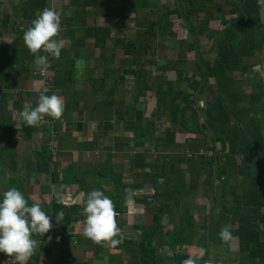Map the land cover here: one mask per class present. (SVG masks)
Here are the masks:
<instances>
[{
	"label": "crops",
	"instance_id": "0c3cea01",
	"mask_svg": "<svg viewBox=\"0 0 264 264\" xmlns=\"http://www.w3.org/2000/svg\"><path fill=\"white\" fill-rule=\"evenodd\" d=\"M24 1L0 0V192L17 187L29 204L39 203L48 214L51 201L57 200L56 193L62 197L63 206H79L74 214L77 219L66 230L52 228L42 237L33 235L39 243L51 245V254L42 253L37 261L30 258L27 264H106L111 260L109 251L119 247L102 246L84 236L86 214L82 209L87 194L99 189L113 200L121 237L129 238L125 228L130 217H151L143 211L153 202L154 174L167 167L176 169L173 159L179 154L185 152L187 157L201 162L205 154H211V149L201 153L205 148L196 147L190 152L184 150V146L176 147L175 144L183 143L187 136L182 123L177 122L176 111L165 110L166 107L159 111L154 86L148 84V91L144 92L138 74L130 72L146 70L151 78L154 71L141 63V66L131 63V56L120 47L121 41L134 40L137 34V30H133L127 35V25L122 20L132 12V6L125 15L113 14L112 18L99 19L102 16H95L94 12L105 14L101 7L85 8L67 0H57L58 3L54 0L52 4L61 5L62 11L58 38L64 39L66 44L59 59L43 51L39 53L47 56L50 64L45 71L48 82L45 86L38 74L37 56L29 51L23 39L24 32L31 27L24 15ZM134 2L137 4L134 0L132 5ZM68 5L71 13L67 15ZM123 5L128 8L127 0ZM138 7L140 4L136 9ZM132 13H135L137 28L138 13ZM84 26L109 29L102 47L95 44L89 33L84 34ZM20 29L23 36L19 35ZM139 56L141 60L145 57ZM155 70L159 74V70ZM176 70L162 73L175 75ZM175 79L169 78V81ZM45 89L46 94L55 93L64 100L62 117L57 120L45 115L43 122L35 127L23 124L19 120L20 111L25 106L35 107L39 93ZM171 97L169 93L168 108L178 104V101H170ZM186 103L182 101L179 108L183 109ZM187 117L188 114L185 121H189ZM149 120L153 122L146 127L144 121ZM135 123L142 127V135L140 130L133 133ZM183 164L179 167L184 169V175H189L188 166ZM212 168L203 164L196 168V173L202 174L199 185L203 178L212 176L207 175ZM129 187L135 191L131 208L125 203V190ZM48 235L53 237L51 241ZM0 255V264H19L14 257L2 252Z\"/></svg>",
	"mask_w": 264,
	"mask_h": 264
},
{
	"label": "trees",
	"instance_id": "16d2710c",
	"mask_svg": "<svg viewBox=\"0 0 264 264\" xmlns=\"http://www.w3.org/2000/svg\"><path fill=\"white\" fill-rule=\"evenodd\" d=\"M50 1L51 4L48 0H25L23 9L26 19L30 20L32 24L33 19L45 7L53 5L54 0ZM124 1L82 0L79 2V0H67L70 4H78L85 8L89 6L101 7L109 16L113 14L125 15L127 9L123 5ZM224 2L230 7L229 12L233 17L230 20L222 17L219 19V23L223 26L220 29L213 28L211 30L217 36L215 55L208 65H205L198 50V30L209 27L213 11H215L213 8L218 7L214 0H174L172 9L159 13L158 23H155L156 21L146 25L140 23L138 14L136 24L139 30H137L134 40L129 39L120 43L123 51L131 56V63L137 65L141 63L144 66L139 55L152 46L154 49L157 48L156 45H150L148 42L151 44L160 43L159 38L166 39L165 33L171 22L169 15L173 12L177 18L185 22L184 27L192 40L181 41L182 49H184V55L187 51L193 53L194 70L198 72V81L193 88L196 90L200 84L201 94L202 92L207 93L211 101L205 98V110L202 112L199 107H196V101H194L200 97L198 98L190 88L176 87L174 89L173 81H169L167 86L160 80L152 81L151 84L154 86L156 108L159 111L164 109L167 101L166 95L169 93L172 96L170 101H173L176 96L179 97L178 101H187L183 109L179 108V103L168 108L178 113L177 122L182 123L181 126L187 134L183 141V149L191 152L196 147L209 146L211 154L209 156L205 154V158L201 162L187 157L186 154V156L175 155L173 162L175 166L177 165L176 169L167 167L164 171L154 174L152 181L153 202L148 203L146 209L151 214V224L133 226L137 232L133 231L132 237L129 238L121 237L122 243L117 245L121 250L118 248V250L111 251L116 258L114 262L106 264H182L184 259L191 256V249H195L194 243L200 234L201 225L206 228L207 240H205L204 247L201 248L203 254L194 258L198 264H207L209 248L212 245L218 249L213 264H226L227 259L221 255L231 253L232 245L229 246V241L235 238L238 252L236 260L239 264H264V91L261 81L264 27L258 19V0H224ZM136 8L137 4L134 2L130 10L139 13ZM197 12L203 13L202 19L197 20ZM151 13L152 11L145 12L143 16L152 15ZM75 14L77 16L78 11ZM83 30L85 35L89 33L93 36L95 44L100 47L109 36L107 27L84 26ZM19 35L23 36V30ZM143 43L144 46H142ZM256 55L258 63L244 60L245 57ZM145 61L149 64H156L154 58H148ZM156 69L163 71L165 65H157ZM130 72L138 74L140 78L138 82L143 83V91L148 90L149 85L144 82L143 77L147 73L146 70L139 73ZM176 72H179L178 68ZM234 74L238 75L237 80L240 76H249L254 90L248 93L242 92L234 85L237 82ZM178 82L176 83L178 84ZM244 100H248L246 101L247 105L240 104ZM104 101L110 102L106 99ZM184 113L188 114L187 118L190 121L204 117L203 120L201 119L202 122L196 121L193 123L195 124L193 128H189L190 125L187 123L189 121H185L183 118ZM151 122L153 121H144V125L148 127L152 124ZM198 123L200 124L198 125ZM208 124L216 125L217 131H209ZM141 128L138 123H135L133 133L136 134V131L140 130L139 134L142 135ZM29 129L33 131L31 128ZM216 144H219V147ZM181 163L188 166L189 175L183 174L184 169L179 167ZM202 164L214 167V175L203 178L201 184L205 190V196L212 197L215 201L214 206L206 215L204 224H200L195 214L190 212L187 207H182L181 221L178 223L179 230L172 232L171 229H165L166 226L161 223V217L166 216V219L171 217L174 220L176 211L184 204V202H180L181 199L194 197L197 192L196 184L198 186V180L202 174L196 173L195 170ZM226 178L232 180L228 186L226 188L218 187L219 182H223ZM173 206L176 209L173 210ZM78 207L76 204L63 206L53 199L49 213L53 216V228L60 231L66 230L71 222L77 219L74 214ZM121 210L119 208V211ZM61 211L63 220L57 223L55 215ZM225 226H228L232 233L233 239L231 238L229 241H223L219 236L221 229ZM116 251L117 253H114ZM42 253L51 254V245L39 243L31 259L37 261Z\"/></svg>",
	"mask_w": 264,
	"mask_h": 264
},
{
	"label": "clouds",
	"instance_id": "9594fccd",
	"mask_svg": "<svg viewBox=\"0 0 264 264\" xmlns=\"http://www.w3.org/2000/svg\"><path fill=\"white\" fill-rule=\"evenodd\" d=\"M61 31V15L56 10L45 7L33 19L31 27L24 32V43L31 53L37 56L36 64L41 73L50 67L48 57L40 55L41 50L59 59L66 41L59 39ZM47 89L39 93L35 107L25 106L19 113V120L27 126H38L44 116L60 119L64 112V100L53 93L46 94ZM125 203L131 208L135 201V191L126 189ZM57 202H62L59 193L55 194ZM85 215L84 236L96 244L115 247L122 243L121 229L117 223L118 213L113 200L102 190L93 189L87 194L82 209ZM52 215L46 213L39 203L29 204L24 193L17 187H8L0 192V252L14 257L19 264H27L38 247L34 234L40 237L48 234L54 227ZM57 223L63 220V212L55 215ZM219 236L223 241L232 238L228 226L221 229ZM48 241L53 237L48 235ZM59 240V237L56 238ZM182 264H198L188 257Z\"/></svg>",
	"mask_w": 264,
	"mask_h": 264
},
{
	"label": "rangeland",
	"instance_id": "374dc122",
	"mask_svg": "<svg viewBox=\"0 0 264 264\" xmlns=\"http://www.w3.org/2000/svg\"><path fill=\"white\" fill-rule=\"evenodd\" d=\"M49 1L50 0H48V2ZM55 1H57V0H55ZM132 1H134V0H132ZM132 1L127 0V6H128L127 10H129V8L132 6ZM214 1L217 3L218 7L215 6V8H213L215 11H213L212 19L209 22V27L202 28V29L198 30V50L201 54V57L203 58V60L205 62V65H208L210 63L209 61H211L215 55V44H216L217 34H214L213 32H211V30L213 28L214 29H220L223 26L221 23H219V19H221L222 17L228 18L229 20L231 19V17H233L232 14L229 12L230 7L227 4H225L224 0H214ZM55 3H58V1ZM137 4H140V8L138 7V10H139L138 14L140 15L138 19L140 20V23H143L146 25V24L152 23V21H156L155 23H158L159 19H157V18H159L158 17L159 13L163 12L164 10L172 9L174 7V0H138ZM49 7H53V9L56 10L61 15V13H62L61 5L60 6H59V4H58V6L50 5ZM57 7L60 10H57L58 9ZM68 7H69V9H68ZM67 9H68L67 10L68 11L67 15H68L71 13L69 5L67 6ZM63 10H64V8H63ZM150 11H152V13H151L152 15L143 16L145 12H150ZM94 14H95V16H98V15L102 16V17H98L99 19H102L104 16L105 17H111V16L107 15L106 12H105V14H106L105 15L102 11L101 12H99V11L94 12ZM138 14H136V17ZM92 17H93V15H92ZM134 17H135V13L128 12L127 17L122 18L123 24L126 23V25H127V35H130L133 30H139V28H136V25L134 24V19H135ZM169 17L171 19V22H170V26H168V30L165 33L166 39L164 40L162 38H159V42L162 44H160V43H152L151 44L150 42H148V44H150V45H156L157 48L154 49V48H152L153 47L152 46L151 48L146 50V52L143 53V55H145V57H143V59H142V61L144 62V67H149V68L151 67V69H154V71L152 73L153 76L151 78H149L150 76L147 73L143 75V77L145 79L144 82H146L147 84H151L152 81H156V80L159 81L160 80V81H163V83H165V86H167V83L169 82V78L172 79L173 77H175L176 81L172 82L173 88L174 89H176V87H182L185 89L190 88L191 91H194V94L197 95L198 98L200 97V99L194 100V101H196L195 105L197 108L199 107L203 112L205 110V105H204L205 98L209 99L210 101H211V98H210V96H208L207 93L202 92V94H201V92L199 90V88L201 86L200 84L196 88V90L193 88V86L196 84V81H198V76H197L198 72L194 70V63H193L194 59L192 57L193 53L187 51V53H185L186 55H184V49H182L183 46L181 45V41H186V42L191 41L192 37L189 35L187 30L185 29V27H184L185 22H183L182 19L177 18L173 12L169 15ZM202 17H203L202 12L196 13L197 20L202 19ZM90 20H91V18L88 19V22ZM160 40H162V41H160ZM146 41H147V39H146ZM142 46H144V43L142 44ZM158 55H160V56L158 57ZM148 58H150V59L154 58V61L156 64L151 65V64L147 63L145 61V59H148ZM244 60L245 61H252L255 63L259 62L257 55L254 57L253 56L252 57H245ZM157 64L165 65V70H164L165 72L168 70H175V68H178L179 72L178 73L176 72L175 75H173V73H172L170 76L167 75L166 73H162L161 70L159 71V74L155 73L156 72L155 67H157ZM237 77H238V75L234 74V78L236 80H237ZM152 78H153V80H152ZM177 81H179L178 84L176 83ZM209 81L212 82V80H209ZM234 85L236 87L240 88L241 91L244 93H248V92L254 90V88L252 86L253 85L252 80L249 76L248 77L240 76V78L237 80L236 83H234ZM146 91H148V90H146ZM146 91H144V92H146ZM201 95H202V98H201ZM166 97H167V95H166ZM168 97H169V94H168ZM174 100L178 101L179 97L176 96L174 98ZM246 101H248V100H244L240 104L241 105H247ZM178 103L180 104V103H182V101H178ZM165 107H166L165 110H167L168 109L167 103L165 104ZM177 115H178V113H177ZM177 115H176V117H178ZM186 115H187V113H184V117ZM203 117L199 118V119L195 118L194 120L202 122ZM196 121H193V120L190 121L189 120V122H187L190 125L189 128H193V126L195 125L193 123H195ZM199 124L200 123H198V125ZM208 125H209L208 126L209 131H211V132L217 131L216 125H214V124H208ZM181 128L183 130V126ZM181 139H183V138L181 137ZM175 146L182 148L184 146V144L181 142H177L175 144ZM216 146L219 147V144H216ZM206 147H207V149H206ZM206 147H205V150L204 149H203V151L201 150V153L210 152L209 146H206ZM231 152H233V149H231ZM182 156H186L185 152L182 153ZM208 171H211V172H208L207 175H214V167ZM112 178L114 180H117V177H115V176H113ZM231 181H232L231 178H226L225 180H223V182H221V181L219 182L218 187L226 188L228 186L229 182H231ZM201 184H202V182H201ZM201 184L199 185V182H198V186L196 184V188H197L196 191L197 192L194 194V197L191 196V197H186V198L181 199L180 202H184V204H183V206L179 207V210L176 211V217L174 220L171 217L167 218V219L165 218L166 216H164L163 218L161 217V221H162L161 223L164 224V226H166L165 229H171L172 232H177L179 230L180 226L178 225V223L181 221L180 212H181L182 207L183 208L187 207L190 212L195 214V216H196L197 220H199L200 224H204V220L206 218V215L209 213L211 208L214 206L215 201H214V198H212V197L207 198L205 196L204 188L202 187ZM187 204H188V206H187ZM174 209H176L175 206H173V210ZM167 212L169 213V211H167ZM143 213H148V212L146 210H144ZM128 220H129V223H128V226L125 228L127 230L125 234L129 237H132L133 231H136V229L133 227L134 224H139L138 226H142L143 224L149 225L152 222L151 217H147L146 219L144 217H141V218L136 217L135 218V215H133V217H130ZM235 239L229 241V246L232 245L230 247L231 253H229V254L223 253L221 255L223 258L227 259L226 264H239L238 261L236 260V257L238 256V252H237V243H236ZM205 240H207L206 228L204 225H201L200 226V234L195 239V243H194L195 249H191V252H190L191 256L190 257L198 258L201 254H203V249L201 250V248L204 247L205 242H206ZM195 245H197V246H195ZM209 250L210 251H209V256L207 259V264H213L214 259H215V254H218V249L216 248V246L212 245V247L210 246ZM106 251L107 250H105V252ZM103 252H104V250H103ZM109 252H111V251H109ZM114 253H117V251ZM219 253L221 254L220 251H219ZM166 254H165V257L167 258ZM0 257H1V255H0ZM110 257L108 256V258L111 259V260H109V262L115 260V258H116L113 256L112 252L110 253ZM133 257L136 260V256L134 255ZM125 258H126V256H125ZM86 259L88 260L89 258H86ZM165 263H166V261H165Z\"/></svg>",
	"mask_w": 264,
	"mask_h": 264
},
{
	"label": "water",
	"instance_id": "95a60500",
	"mask_svg": "<svg viewBox=\"0 0 264 264\" xmlns=\"http://www.w3.org/2000/svg\"><path fill=\"white\" fill-rule=\"evenodd\" d=\"M259 8H258V19L259 23L264 27V0H258ZM261 81H262V88L264 91V56L261 62Z\"/></svg>",
	"mask_w": 264,
	"mask_h": 264
},
{
	"label": "built area",
	"instance_id": "2783aa9c",
	"mask_svg": "<svg viewBox=\"0 0 264 264\" xmlns=\"http://www.w3.org/2000/svg\"><path fill=\"white\" fill-rule=\"evenodd\" d=\"M50 8H52L53 9V7H50ZM42 51V50H41ZM39 75H40V77L42 78V82H43V84L46 86V85H48V82H47V80H46V78H45V72L44 73H41L40 71H39V73H38ZM43 78H44V80H43ZM41 122H43V119L41 120ZM40 122V123H41Z\"/></svg>",
	"mask_w": 264,
	"mask_h": 264
}]
</instances>
